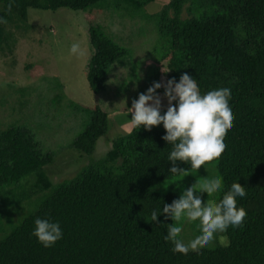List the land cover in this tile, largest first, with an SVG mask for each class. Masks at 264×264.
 <instances>
[{
    "label": "trees",
    "instance_id": "1",
    "mask_svg": "<svg viewBox=\"0 0 264 264\" xmlns=\"http://www.w3.org/2000/svg\"><path fill=\"white\" fill-rule=\"evenodd\" d=\"M100 1L0 0V18L12 12L26 18L29 8L85 10ZM127 1L142 10L152 0ZM188 3L197 11L183 18ZM153 17L166 47L161 60L167 61L168 80L179 82L187 73L201 94L231 90L233 127L225 136V151L212 162L223 181L219 200L234 182L245 188L246 196L237 197V207L246 211L243 224L226 230L224 246L174 253V245L165 240L168 224L174 221L161 214L154 222L151 212L162 211L178 195L151 187L191 166L177 162L185 171L169 172L172 145L162 139V123L150 131L133 126L112 141L105 155L55 185L35 212L0 238V264H264V0H169ZM3 28L0 23V36ZM88 29L93 51L86 79L98 94L106 87L112 64L125 58L127 50L91 21ZM160 74L155 68L133 99L147 93ZM78 108L88 121L72 145L92 154L97 139L107 132L108 114L98 105ZM52 159L24 126H7L0 131V188L19 183ZM36 218L58 222L62 239L48 248L39 243L32 235Z\"/></svg>",
    "mask_w": 264,
    "mask_h": 264
},
{
    "label": "rangeland",
    "instance_id": "2",
    "mask_svg": "<svg viewBox=\"0 0 264 264\" xmlns=\"http://www.w3.org/2000/svg\"><path fill=\"white\" fill-rule=\"evenodd\" d=\"M168 2L152 0L136 10L126 0H102L85 10L29 8L26 18L17 12L6 18L0 36V131L10 125L24 126L42 152L52 153L53 159L19 183L0 188V238L35 212L55 185L75 176L91 160L101 158L114 139L131 131V101L155 68L161 71L158 82L168 81L167 61L161 60L166 47L153 17ZM196 11L195 5L188 3L182 16L190 17ZM90 21L127 50L125 58L112 64L106 87L98 94L91 91L86 79L93 51ZM73 43L80 45L83 55L71 53ZM162 89L158 92L161 113L169 106ZM95 105L108 114V129L97 139L92 154H86L72 145L88 121L78 107ZM217 176L216 163L211 162L198 171L191 169L158 181L151 190L176 192L179 199L198 180L203 183ZM222 189L211 197L207 193L195 195L205 203L208 199L218 202ZM176 223L182 228L180 238L185 243L200 234L199 221L181 219ZM227 236L226 231L217 232L205 249L226 245Z\"/></svg>",
    "mask_w": 264,
    "mask_h": 264
},
{
    "label": "clouds",
    "instance_id": "3",
    "mask_svg": "<svg viewBox=\"0 0 264 264\" xmlns=\"http://www.w3.org/2000/svg\"><path fill=\"white\" fill-rule=\"evenodd\" d=\"M11 9L12 4L9 3V13ZM0 23L6 24L7 20L0 18ZM70 51L72 54L83 55L78 43H73ZM162 87L169 105L164 115H161L162 100L157 93V89ZM230 99L229 88L201 94L196 80L184 73L179 82L175 78L165 84L154 82L147 93H140L138 99H133L130 108L131 122L135 127L143 125L149 131L153 126L163 124L166 135L162 139L172 145L168 156V161L172 164L169 169L171 174L185 171L177 166V162L190 164L191 169L198 171L201 166L219 158L226 149L225 136L234 122ZM222 188L223 181L218 176L203 183L198 180L171 205L165 204L162 211L154 209L151 212L154 222L158 221L161 214L165 215V219L171 218L174 221L168 224L165 236V240L174 245V253L187 255L190 251L199 252L214 240L217 232H224L230 226L238 228L243 224L246 211L237 207V197L246 196L241 183L234 182L218 202L208 199L205 203L195 195L199 192L211 197ZM181 219L200 223V234L187 243L180 238L182 228L176 223ZM34 224L32 235L46 248L54 246L63 237L58 222L36 218Z\"/></svg>",
    "mask_w": 264,
    "mask_h": 264
},
{
    "label": "crops",
    "instance_id": "4",
    "mask_svg": "<svg viewBox=\"0 0 264 264\" xmlns=\"http://www.w3.org/2000/svg\"><path fill=\"white\" fill-rule=\"evenodd\" d=\"M131 113V112H130ZM126 132H128V131H126Z\"/></svg>",
    "mask_w": 264,
    "mask_h": 264
}]
</instances>
